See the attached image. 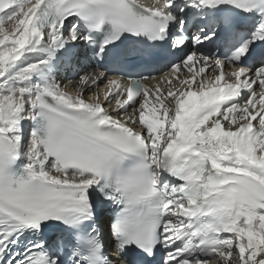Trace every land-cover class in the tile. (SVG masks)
<instances>
[{"label": "snow or ice", "instance_id": "1", "mask_svg": "<svg viewBox=\"0 0 264 264\" xmlns=\"http://www.w3.org/2000/svg\"><path fill=\"white\" fill-rule=\"evenodd\" d=\"M80 48L100 67L183 52L191 77L157 119L148 77L78 69L65 90ZM201 61L234 79L197 81ZM210 261L264 264V0H0V264Z\"/></svg>", "mask_w": 264, "mask_h": 264}, {"label": "bare ground", "instance_id": "2", "mask_svg": "<svg viewBox=\"0 0 264 264\" xmlns=\"http://www.w3.org/2000/svg\"><path fill=\"white\" fill-rule=\"evenodd\" d=\"M77 65H80V63H78ZM166 101V103H167V99L165 100ZM158 107H161V105L158 103ZM169 127V125L168 124H164V131H166V129Z\"/></svg>", "mask_w": 264, "mask_h": 264}]
</instances>
